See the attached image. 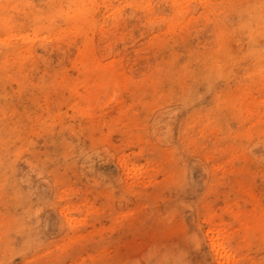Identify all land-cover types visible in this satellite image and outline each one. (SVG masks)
<instances>
[{"label": "rangeland", "instance_id": "1", "mask_svg": "<svg viewBox=\"0 0 264 264\" xmlns=\"http://www.w3.org/2000/svg\"><path fill=\"white\" fill-rule=\"evenodd\" d=\"M0 264H264V0H0Z\"/></svg>", "mask_w": 264, "mask_h": 264}]
</instances>
